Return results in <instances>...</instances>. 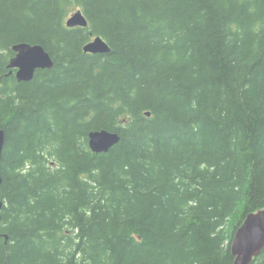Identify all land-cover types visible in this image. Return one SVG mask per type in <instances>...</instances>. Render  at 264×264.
<instances>
[{"label":"trees","instance_id":"16d2710c","mask_svg":"<svg viewBox=\"0 0 264 264\" xmlns=\"http://www.w3.org/2000/svg\"><path fill=\"white\" fill-rule=\"evenodd\" d=\"M16 42L53 65L18 81ZM0 127V264H233L264 208V0H0Z\"/></svg>","mask_w":264,"mask_h":264},{"label":"water","instance_id":"95a60500","mask_svg":"<svg viewBox=\"0 0 264 264\" xmlns=\"http://www.w3.org/2000/svg\"><path fill=\"white\" fill-rule=\"evenodd\" d=\"M67 27L86 26L87 20L81 10L73 12L65 20ZM14 55L7 65L15 69L14 75L18 81H29L37 69L50 68L53 60L49 52L39 43L16 42L11 45ZM83 51L89 53H107L108 43L99 35L83 45ZM146 111V115H149ZM5 137V131L0 127V157ZM88 146L93 152H106L116 144L120 136L115 131L106 129L91 130L88 132ZM2 178L0 175V184ZM3 202L0 199V211ZM1 219V216H0ZM264 248V208L247 213L241 224L236 228L230 241V251L233 264H250Z\"/></svg>","mask_w":264,"mask_h":264},{"label":"flooded vegetation","instance_id":"af4514ba","mask_svg":"<svg viewBox=\"0 0 264 264\" xmlns=\"http://www.w3.org/2000/svg\"><path fill=\"white\" fill-rule=\"evenodd\" d=\"M13 55H14V52H13ZM13 55H12V56H13ZM10 58H11V57H10ZM8 63H9V62H8ZM7 65H8V64H7ZM7 68H8V67H7ZM8 69H9V71H10V68H8ZM37 70H38V69H37ZM9 71H8V73H7V74L14 73V72H15V69H12V71H11V72H9Z\"/></svg>","mask_w":264,"mask_h":264},{"label":"bare ground","instance_id":"6f19581e","mask_svg":"<svg viewBox=\"0 0 264 264\" xmlns=\"http://www.w3.org/2000/svg\"><path fill=\"white\" fill-rule=\"evenodd\" d=\"M94 37H95V36H91V38H90L89 40L93 39ZM89 40H88V41H89ZM88 41H87V42H88Z\"/></svg>","mask_w":264,"mask_h":264}]
</instances>
